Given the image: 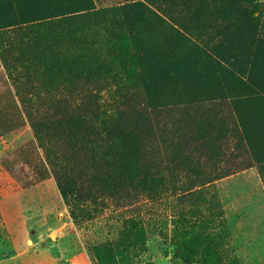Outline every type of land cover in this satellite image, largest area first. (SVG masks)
Wrapping results in <instances>:
<instances>
[{
  "label": "rangeland",
  "instance_id": "1",
  "mask_svg": "<svg viewBox=\"0 0 264 264\" xmlns=\"http://www.w3.org/2000/svg\"><path fill=\"white\" fill-rule=\"evenodd\" d=\"M0 264H264V0H0Z\"/></svg>",
  "mask_w": 264,
  "mask_h": 264
},
{
  "label": "trees",
  "instance_id": "2",
  "mask_svg": "<svg viewBox=\"0 0 264 264\" xmlns=\"http://www.w3.org/2000/svg\"><path fill=\"white\" fill-rule=\"evenodd\" d=\"M65 190V189H64ZM65 192H66V190H65Z\"/></svg>",
  "mask_w": 264,
  "mask_h": 264
}]
</instances>
